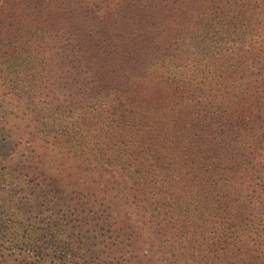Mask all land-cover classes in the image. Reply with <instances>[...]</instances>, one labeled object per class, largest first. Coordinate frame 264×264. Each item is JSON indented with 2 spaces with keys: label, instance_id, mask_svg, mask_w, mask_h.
<instances>
[{
  "label": "trees",
  "instance_id": "16d2710c",
  "mask_svg": "<svg viewBox=\"0 0 264 264\" xmlns=\"http://www.w3.org/2000/svg\"><path fill=\"white\" fill-rule=\"evenodd\" d=\"M0 89V264H264V0H0Z\"/></svg>",
  "mask_w": 264,
  "mask_h": 264
},
{
  "label": "rangeland",
  "instance_id": "374dc122",
  "mask_svg": "<svg viewBox=\"0 0 264 264\" xmlns=\"http://www.w3.org/2000/svg\"><path fill=\"white\" fill-rule=\"evenodd\" d=\"M5 99V100H4ZM0 124L1 127H6L7 130L16 134L14 138H16L15 143H22V139L29 138V132L31 130L32 122L30 121V114L27 106L23 103L17 102L14 99L10 98L9 94L0 89ZM4 166V165H1ZM12 175V173H11ZM2 191H11L21 196H25L27 198H31L30 194H26L22 189V182L20 177L17 175L14 176H4L0 177V192ZM5 204L0 201V212L5 211ZM13 205L12 207H15ZM17 207V206H16ZM21 210H24V206H20ZM42 210V212H41ZM56 212L58 211L60 214H63L64 208H53ZM11 213L5 217V220L10 222L11 224H17L21 226L23 230H35L36 234H41L45 231L50 232V242L56 243L57 237L56 233L53 234V224L52 220L49 217L50 212L48 213L45 208L40 209V213L35 211L33 213H26L22 211L19 213V210L13 208ZM15 213L19 214L16 216Z\"/></svg>",
  "mask_w": 264,
  "mask_h": 264
}]
</instances>
